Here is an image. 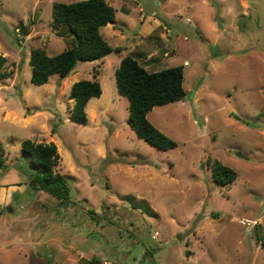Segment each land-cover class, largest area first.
Here are the masks:
<instances>
[{
  "label": "rangeland",
  "instance_id": "rangeland-1",
  "mask_svg": "<svg viewBox=\"0 0 264 264\" xmlns=\"http://www.w3.org/2000/svg\"><path fill=\"white\" fill-rule=\"evenodd\" d=\"M56 1L76 0H0V54L11 73L0 79L6 167L26 185L37 166L22 141L55 142L70 185L63 204L27 185L20 197L33 203L37 226L30 233L22 215L21 243L0 232V264H264V0H108L116 21L101 32L122 51L37 85L31 50L73 45L53 18ZM127 54L150 71L184 65L187 97L148 113L175 148L132 128L115 75ZM95 78L103 93L88 103L87 123L74 122L71 87ZM209 159L237 179L216 184ZM8 213L0 206V219Z\"/></svg>",
  "mask_w": 264,
  "mask_h": 264
},
{
  "label": "trees",
  "instance_id": "trees-1",
  "mask_svg": "<svg viewBox=\"0 0 264 264\" xmlns=\"http://www.w3.org/2000/svg\"><path fill=\"white\" fill-rule=\"evenodd\" d=\"M117 9L108 0H76L53 3L52 15L58 24L65 25L73 35V45L57 54H49L44 48L30 52L32 64L31 81L37 85L49 82L54 74L67 77L81 61L101 60L111 52H121L122 47H113L106 40L101 28L116 21ZM7 57L0 54V79L11 73L4 69ZM118 91L129 99V122L139 138L164 150L177 146V142L153 124L148 113L158 105L184 100V65L170 66L150 71L140 60L127 54L121 59L116 72ZM103 88L98 79H83L73 83L70 98L74 101L70 118L86 124L87 106L94 97H100ZM36 164V174L29 180L35 189L44 190L62 201L70 198L68 179L59 173L60 154L55 142L42 143L28 138L22 141ZM216 184L226 186L234 182L238 172L219 159H209ZM6 166L0 143V168ZM214 215V214H213ZM215 216V215H214ZM264 245V237H262Z\"/></svg>",
  "mask_w": 264,
  "mask_h": 264
},
{
  "label": "crops",
  "instance_id": "crops-1",
  "mask_svg": "<svg viewBox=\"0 0 264 264\" xmlns=\"http://www.w3.org/2000/svg\"><path fill=\"white\" fill-rule=\"evenodd\" d=\"M187 62L188 60L185 61V63ZM145 67L147 69L149 68L148 65H145ZM6 166L0 168V176L4 177L3 179H0V206L7 207L12 215H9L8 213L4 215L5 217L0 219V232H3L7 239L14 238L16 233L14 239L21 243V227L23 224L24 226L27 224L22 222V215L25 216L24 214H27L29 216L28 224L30 233L32 232V226L33 229L37 226L38 215L36 214L35 208H32L33 203H28V201L24 202L20 197L28 190L27 185H29V182H26V185L23 186L22 184L24 181L19 177L20 172L17 171V169H12ZM56 199L58 200L57 204H63L65 202L57 197ZM25 203V211L22 212L18 210V212L15 213L14 208L18 206V208L21 209L22 204ZM9 216H12V218L10 219ZM33 241H36V238H34Z\"/></svg>",
  "mask_w": 264,
  "mask_h": 264
},
{
  "label": "built area",
  "instance_id": "built-area-1",
  "mask_svg": "<svg viewBox=\"0 0 264 264\" xmlns=\"http://www.w3.org/2000/svg\"><path fill=\"white\" fill-rule=\"evenodd\" d=\"M157 235H159V232L158 231L155 232V234L153 235V237H157ZM103 264H122V263H120V262H118L116 260H105L103 262Z\"/></svg>",
  "mask_w": 264,
  "mask_h": 264
}]
</instances>
